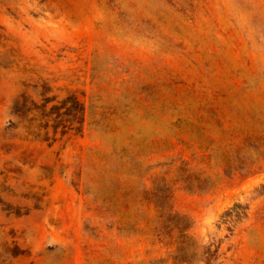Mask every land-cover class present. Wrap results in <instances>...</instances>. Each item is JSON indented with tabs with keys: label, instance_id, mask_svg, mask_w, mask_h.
<instances>
[{
	"label": "rangeland",
	"instance_id": "1",
	"mask_svg": "<svg viewBox=\"0 0 264 264\" xmlns=\"http://www.w3.org/2000/svg\"><path fill=\"white\" fill-rule=\"evenodd\" d=\"M47 88L84 101L81 133L14 112ZM212 242L264 264V0H0V264H203Z\"/></svg>",
	"mask_w": 264,
	"mask_h": 264
},
{
	"label": "trees",
	"instance_id": "2",
	"mask_svg": "<svg viewBox=\"0 0 264 264\" xmlns=\"http://www.w3.org/2000/svg\"><path fill=\"white\" fill-rule=\"evenodd\" d=\"M50 88L41 92L42 101L40 103L31 101L27 103L16 101L14 105V112H20L22 115H30L34 113V120H38L39 124L36 126L35 133L37 137L51 143L63 139L65 136L73 133H81L82 123L85 115V104L75 93L68 95L63 100L57 101V96H48ZM53 124H50V123ZM50 129H53L51 132ZM157 205L163 209L165 204L163 200H158ZM244 207L240 203H236L229 211L226 212V218L222 221L227 229L231 228L232 223H235L242 217L240 208ZM184 216L179 214L173 215L166 221L164 227L159 231L160 238L167 241L169 244L178 245V253L184 250L185 244L189 240L188 231L191 224L185 221ZM178 233L177 238H174L173 232ZM183 255H176L175 259L179 263L189 262L183 258ZM196 259L199 258L203 264H215L218 259V246L212 242L204 246L201 254L195 252ZM194 260L190 261L193 263Z\"/></svg>",
	"mask_w": 264,
	"mask_h": 264
}]
</instances>
